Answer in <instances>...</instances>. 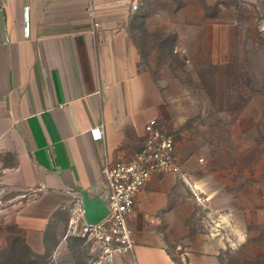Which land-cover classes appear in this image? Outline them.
Returning a JSON list of instances; mask_svg holds the SVG:
<instances>
[{"label":"crops","instance_id":"obj_1","mask_svg":"<svg viewBox=\"0 0 264 264\" xmlns=\"http://www.w3.org/2000/svg\"><path fill=\"white\" fill-rule=\"evenodd\" d=\"M145 1L0 0V151L15 158L3 178L20 199L33 193L16 205L17 222L37 236L34 250L54 223L63 227L57 248L67 244L74 196L91 202L97 217L108 193L103 167L142 148L150 119L177 132L189 118L188 93L168 92L170 79L147 67L149 58L143 64L133 23L147 19ZM206 25L204 43L219 65L225 24ZM176 161L181 174H154L137 194L128 218L134 252L117 264H180L174 252L187 264H224L217 229L193 232L189 222L225 220H194L199 187Z\"/></svg>","mask_w":264,"mask_h":264},{"label":"rangeland","instance_id":"obj_2","mask_svg":"<svg viewBox=\"0 0 264 264\" xmlns=\"http://www.w3.org/2000/svg\"><path fill=\"white\" fill-rule=\"evenodd\" d=\"M144 11L147 19L133 23L144 66L149 58L147 67L170 79L168 92L191 97L188 120L167 132L199 187L193 218L225 220L189 222L190 228L217 229L224 264H264V0H146ZM211 20L225 24L219 65L212 64V43H204ZM13 165L14 156L0 151V264H92L91 242L70 236L57 248L63 234L57 223L44 234V247L32 248L37 236L17 222L16 200L33 193L20 199L4 180Z\"/></svg>","mask_w":264,"mask_h":264},{"label":"built area","instance_id":"obj_3","mask_svg":"<svg viewBox=\"0 0 264 264\" xmlns=\"http://www.w3.org/2000/svg\"><path fill=\"white\" fill-rule=\"evenodd\" d=\"M137 8L138 4L133 2L132 9ZM91 135L94 140L103 138L100 128L91 130ZM154 174H181V169L176 161L173 136L161 130L156 119H150L145 125L142 148L129 161L106 163L102 169L108 187L106 217L96 224L87 223L78 199L71 210L73 217L67 237L92 243V264H117L119 256L133 254L135 241L128 218L137 194Z\"/></svg>","mask_w":264,"mask_h":264},{"label":"water","instance_id":"obj_4","mask_svg":"<svg viewBox=\"0 0 264 264\" xmlns=\"http://www.w3.org/2000/svg\"><path fill=\"white\" fill-rule=\"evenodd\" d=\"M74 197L80 201V204H81V207H82L83 213H84V218H85L87 223L96 224V223L100 222L102 219H104L106 217V215L108 214V209L106 206L108 193H107V196H106V199L104 202V206H103L104 208L102 207L104 211L101 208L97 209V212H96V213H98L96 215L97 217L93 216L95 213L92 214V203L91 202L86 201L80 195H76ZM92 219H93V221H92Z\"/></svg>","mask_w":264,"mask_h":264},{"label":"trees","instance_id":"obj_5","mask_svg":"<svg viewBox=\"0 0 264 264\" xmlns=\"http://www.w3.org/2000/svg\"><path fill=\"white\" fill-rule=\"evenodd\" d=\"M13 155V154H12ZM14 156V155H13Z\"/></svg>","mask_w":264,"mask_h":264}]
</instances>
